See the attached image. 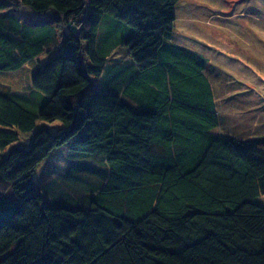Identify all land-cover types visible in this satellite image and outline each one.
I'll return each mask as SVG.
<instances>
[{"label": "trees", "instance_id": "obj_1", "mask_svg": "<svg viewBox=\"0 0 264 264\" xmlns=\"http://www.w3.org/2000/svg\"><path fill=\"white\" fill-rule=\"evenodd\" d=\"M179 1L0 0V264H264V136L173 41Z\"/></svg>", "mask_w": 264, "mask_h": 264}, {"label": "rangeland", "instance_id": "obj_2", "mask_svg": "<svg viewBox=\"0 0 264 264\" xmlns=\"http://www.w3.org/2000/svg\"><path fill=\"white\" fill-rule=\"evenodd\" d=\"M175 13L173 41L209 60L208 75L219 107L225 116L241 117L233 129L264 136V0H180ZM126 55L123 50L113 57ZM20 75L18 86L26 88L29 70ZM15 77L0 72V82H14ZM68 154L56 149L37 169L35 181L44 173L49 181L59 180L68 169ZM258 202L264 205V196Z\"/></svg>", "mask_w": 264, "mask_h": 264}]
</instances>
